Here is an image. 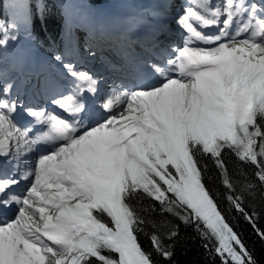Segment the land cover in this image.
<instances>
[{
  "label": "snow or ice",
  "instance_id": "obj_1",
  "mask_svg": "<svg viewBox=\"0 0 264 264\" xmlns=\"http://www.w3.org/2000/svg\"><path fill=\"white\" fill-rule=\"evenodd\" d=\"M14 7L30 26L29 0ZM179 23L187 33L183 47L163 64L146 61L141 83L119 95L99 96L97 80L63 64L75 89L52 103L70 118L27 109L43 126L39 134L14 122L21 106L13 85H0V157L19 160L44 146L19 178L0 176V208L15 206L13 218H0V264H156L139 242L145 220L133 201L143 198L194 226L222 264H257L206 186L200 161L213 160L227 200L264 240L223 161L225 150L234 153L255 167L264 187V2L190 0ZM211 28L217 31H203ZM0 32L4 47L7 26ZM86 92L98 106L86 108ZM21 181L29 183L18 194ZM254 188L244 185L250 194ZM150 242L171 261V244L155 233Z\"/></svg>",
  "mask_w": 264,
  "mask_h": 264
},
{
  "label": "trees",
  "instance_id": "obj_2",
  "mask_svg": "<svg viewBox=\"0 0 264 264\" xmlns=\"http://www.w3.org/2000/svg\"><path fill=\"white\" fill-rule=\"evenodd\" d=\"M15 3L16 0H0V17L10 27V36L14 35L15 39L27 36L43 51L61 57H67L66 53L72 50H82L86 39L83 23L88 20L101 22L100 16L95 12L106 8L104 0H29L33 23L25 28L14 7ZM136 7L140 8L139 13L146 17L150 16L149 10L143 8L141 0L136 1ZM113 8L119 13H127L124 16L127 21L132 15L127 2L115 4ZM14 21L19 25L15 29L12 27ZM8 62V51L0 47V68L4 69ZM223 161L235 186L234 195L242 196L245 211L249 215L255 214L256 228L264 231V187L256 178L255 167L243 163L229 150L223 153ZM200 162L202 166L206 165L204 171L206 186L216 199L226 220L251 252L257 264H264V240L259 237L244 215L227 200L229 190L222 183L220 170L213 160L205 156ZM248 183L255 185L251 194L249 190L244 189V185ZM133 204L138 214L145 220V224L142 225L143 232L139 233V242L146 251L152 252L156 264H222L221 258L214 251L204 247L207 241L194 226L185 225L177 217L162 212L159 203L151 199L135 200ZM173 230H176L178 235L170 241L166 237ZM153 233L159 235L165 245L171 244L173 252L171 261L164 260L153 250L150 242Z\"/></svg>",
  "mask_w": 264,
  "mask_h": 264
},
{
  "label": "rangeland",
  "instance_id": "obj_3",
  "mask_svg": "<svg viewBox=\"0 0 264 264\" xmlns=\"http://www.w3.org/2000/svg\"><path fill=\"white\" fill-rule=\"evenodd\" d=\"M136 1L137 0H104V5L106 6V8H104L102 10H97L99 12V13L97 12V15L100 16V19L102 20V22L100 24H102L103 21L104 22L111 21V23L113 25L117 26V27H126V28L132 27L133 30H135L137 28H142V27H145L147 25H154V24H149V23L151 21H153V20H156L157 17H158V20L159 19L161 20L160 16L158 15V12L155 11V8L158 5H160L164 0H141L142 1L143 8L148 9L149 10L148 12L151 14L148 18L146 16H144L141 12L140 13L138 12L140 10V8L138 9L136 7ZM181 1H182V4L180 5L179 10L175 14L172 13L169 16L171 22L175 21L179 25L178 24L177 25L176 24H172V25H169L167 27L170 32H175L176 34H177L178 29L180 31L186 32L182 28V26L180 25L179 20L182 17V15L184 14L185 8L188 6L190 0H181ZM187 1H189V2L186 3ZM255 1H253L252 3H256ZM124 2L129 3V8H130V11L132 13V15L129 17L128 21L127 20L124 21V16H126L127 13H119V12L115 11L114 8H113V5L120 4V3H124ZM214 3L220 4V3H222V0H216V1L214 0ZM171 15H174V17H171ZM160 20H159V22H160ZM159 22L156 23V24L158 25ZM106 23H110V22H106ZM2 25H6L7 26L8 35H9L8 44L6 46L2 47V48L5 49L6 51H8V59H9V62L10 63H14L15 62V63H19L20 64L16 68V70H18L19 67H21L24 70V72L22 74H20V75L17 72L14 73V76L16 77V80H17V82L13 85V90L15 92L16 91H20V90L24 92L25 89H26V87L29 86V85H31V79H30V77H28L30 75H27L26 74V71L28 69V65L31 66L32 63H34V61L35 62L38 61L39 63L43 64L44 66L47 65L49 68L50 67L63 68V64H66V62H63L64 60L63 61H61L60 59H59V61L58 60H54L53 57L55 55L50 56L52 54H49L48 52L43 51L41 48H39L38 46H36L34 44V42H32L31 39L29 37H27V36L25 38H22V39L21 38L20 39L11 38L12 36H10V34H9L10 27L0 17V26H2ZM85 25L86 24H84L83 26H85ZM216 31H217V29L213 28V31L211 33L208 32V34H214ZM0 35H1L0 38H2L3 37V33L0 32ZM182 37L183 38L185 37V40H186L187 33L186 34L183 33ZM127 40H129V39H127ZM105 41L106 40L103 37H97V38L95 37V38H92L91 39V42L90 43L94 47L97 48V51L100 52L98 54H100V55L110 53V49H108V46H113V45L120 46V42H118L119 40H115V41H112L110 43H106V45L104 44ZM183 45H184V43L182 42L181 45L179 46V48L183 47ZM165 46L166 45H164V47ZM168 47L171 49V46L170 45H168ZM172 49H175V48L172 47ZM84 51H86V52H84V57L86 55V57H88V58L90 57L89 60L91 62H95V63L98 62L97 52L94 49L87 48ZM38 54L43 55L45 57V59H44L45 61H43L41 59H36L35 57H33V56H36ZM47 55L50 56L51 58H53V60L50 59ZM66 55H68V56L73 55L72 56L73 58H75V56H77V55H74V50H72L71 53L70 52L66 53ZM95 55H96V57H95ZM112 58H113L112 56H108V60H105L104 61V64L103 65L106 66L107 73L109 72L110 66L113 65ZM67 63H69V61ZM95 63H94V66L96 67V64ZM72 64H74V62ZM103 65H102V67H104ZM63 70H65V69L63 68ZM77 70L84 71V72L89 73L83 67L82 68H77ZM0 73H5V72L0 69ZM89 74L91 75V73H89ZM11 75L12 74H10V76ZM15 77L11 76V79L10 80L8 79V81L14 80ZM24 77H25L26 80L22 81L24 79ZM92 77H93V79H95V80L98 81V83H99L98 85L99 86H100L101 83L104 82L102 79L101 80H98L96 77H94V76H92ZM41 83H44V81H41ZM4 84H7L6 83V79L0 78V85H4ZM113 84H115V82ZM99 86H97V87H99ZM116 86H117V89L116 90L118 92L115 93L114 95H119L122 91L128 90L126 88H121V86L118 85L117 83H116ZM111 89L112 88L110 87V90ZM15 92H13L12 98H14L16 100H19L18 94H14ZM22 95L23 94H21V96ZM97 102L99 104L101 101L100 100H97ZM40 103H41L40 105H43V106L45 105L44 104V100H40ZM46 111L52 112L51 109L46 110ZM23 112L26 114V112L24 111V108H23ZM31 122H32V120H31ZM33 127H34V125H33ZM29 128H31V125L29 126ZM27 155H28V157L29 156H32V152L28 153ZM27 159H29V158L16 160V159H13L11 156H9V157H0V163H1V166L3 165L6 168L7 171L8 170H11L12 168H14V170L12 172H14V173L17 172L16 178H19L18 175H20L21 173H23L25 170L32 168V167H30L31 165L29 166L30 160H28V163L25 162V160H27ZM21 160H24L25 163L24 162H21ZM19 166H20V168H18ZM18 170H20V172H18ZM0 175H1V173H0ZM28 183H25L24 186L27 187ZM16 192L18 194L20 193L18 190Z\"/></svg>",
  "mask_w": 264,
  "mask_h": 264
},
{
  "label": "bare ground",
  "instance_id": "obj_4",
  "mask_svg": "<svg viewBox=\"0 0 264 264\" xmlns=\"http://www.w3.org/2000/svg\"><path fill=\"white\" fill-rule=\"evenodd\" d=\"M188 2L189 1H187L186 3H188ZM161 4L158 5L155 8L156 12H158V15L161 18V20L159 19L160 22H159L158 17H157L156 20H153V21H151L149 23V24H154V25H147L145 27L137 28L135 30H133L132 27L127 28V29H123L121 31V33L124 35V37L129 39V41H133V42H136V43H139V42L146 43V42H150L151 40H153L156 37L157 34L158 35H163V39L162 40L156 42L155 44H152V46H156V44L163 43L168 38L169 35H172V34L176 35L175 32H170L167 27L169 25H172V24H176V25L178 24L175 21L171 22L169 16H170V14L174 13L175 11H177L178 7L182 4V1L181 0H164ZM158 22H159V24L157 25L156 23H158ZM162 22H164L165 24H162ZM179 32H180V30L178 29L177 33H179ZM182 34L183 33L181 32L178 35H182ZM173 41H175V42L178 41V37L174 38ZM166 46H167V44H166ZM84 52H86V51H84ZM36 56L37 57H42L41 54H38ZM95 64H96V67L93 66V68L102 69V70H100L99 72L97 70H92V73L93 72L95 73L93 76L96 77L98 80L102 79L104 81L103 83L100 84V86L98 85L99 83L97 84V86H99V87H97V89H98V91H100L99 96H108V95H114L115 93H117L118 91H116L114 93H111V94L110 93L109 94L105 93L106 86H107V84H105V83L109 79V83H111V86H114L113 85V81H114L115 78L113 76H112L113 78H109V75L105 74L107 72V68H106L105 65H103L104 62H102V59L98 58V62L95 63ZM102 65L104 67H102ZM76 66L77 67L88 68V66L86 64H84L82 62H79V61L76 63ZM44 68H45L44 65H42V64L38 65L37 62H35V61H34V63H32L31 66H29V68L26 71V73L30 74L32 76V78L34 79V81H33V83L31 81V85L27 86L26 89H25V92L23 93V95L21 97H19V100H17L19 103L24 104L25 102H27V100L29 98L33 97V91L35 90V83H34L35 79L38 77V75H40L42 73V70H44ZM88 69L90 70V68H88ZM120 76H124V75L120 74ZM116 77L118 78L119 76H116ZM50 79L58 81L60 78H59V76H55L54 72H51L50 73ZM64 79L67 82H72V80H74V78H64ZM134 85H136V84H134ZM133 88H134V86H130V88H128V89L132 90ZM74 89H75V87H73V90ZM90 96H92V95L90 93H87V97H90ZM96 103H98V102L96 101ZM34 104H36L38 106L40 104V102L36 101V102H34ZM27 107L29 108V106H27ZM87 108H89V107H87ZM52 109H57V107L54 105L52 107ZM118 110L119 109H117V111ZM24 127H26V125H24L22 128H24ZM38 154L39 153H37L35 150H33L32 151V156L28 157V155H26V156H23L21 159L29 158V159L25 160V162L28 163V160H30L29 166L31 165L30 167L33 168ZM21 162H24V160H21ZM0 165H1V163H0ZM18 168H20V166ZM18 172H20V170H18ZM25 183H28V181H26ZM16 187H17V190L20 192L19 194H23L24 189H26V187L25 188L21 187L20 184L17 185ZM14 207L15 206H13V209L0 208V218H4V217H6L8 219L13 218L14 215H15Z\"/></svg>",
  "mask_w": 264,
  "mask_h": 264
}]
</instances>
